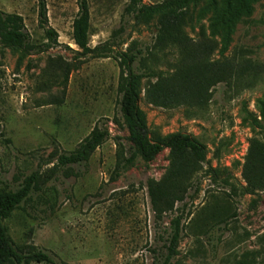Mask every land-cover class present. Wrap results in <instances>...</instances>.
<instances>
[{"label":"rangeland","instance_id":"obj_1","mask_svg":"<svg viewBox=\"0 0 264 264\" xmlns=\"http://www.w3.org/2000/svg\"><path fill=\"white\" fill-rule=\"evenodd\" d=\"M48 26L57 44L44 53L23 56L0 44V191H14L33 172L39 190L4 222L15 246L48 254L53 264H161L167 254L173 220L180 217V237L169 264H264V191L242 194V168L249 142L264 143L260 111L264 101V0L241 19L225 43L213 22L222 0H199L186 8L183 34L213 42L209 59L242 51L259 65L252 84L221 82L211 88L205 109L160 108L144 100L155 75L170 73L173 50L154 43L159 17L135 19L127 0H85L90 14L88 44L99 47L82 55L74 45L72 22L79 0H43ZM164 0H143L147 6ZM40 0H0V11L20 15L33 45L46 42L39 27ZM109 42L105 52L102 46ZM118 52L136 55L139 107L151 133H185L206 149L203 171L173 210L156 216L147 192L169 164L163 149L151 161L135 158L117 168L119 155L129 156V132L117 109ZM103 53V54H99ZM98 55V56H97ZM96 125L109 137L81 165L60 167L57 158L74 151ZM226 173L231 191L213 181L206 169ZM30 264H42L31 262Z\"/></svg>","mask_w":264,"mask_h":264},{"label":"trees","instance_id":"obj_2","mask_svg":"<svg viewBox=\"0 0 264 264\" xmlns=\"http://www.w3.org/2000/svg\"><path fill=\"white\" fill-rule=\"evenodd\" d=\"M199 0H164L162 3L147 6L143 0H127L126 12L135 19L159 17L157 35L154 43L159 51L173 50L177 61L172 65L170 73L155 75L153 82H148L144 89L146 103L160 107L192 106L205 109L211 97V88L221 82L252 84L261 70L239 51L221 59H209L214 51L212 41L206 38L194 40L183 34L186 8ZM213 5L215 0H209ZM258 0H222V9L217 14L213 32L221 30L225 43L241 19L250 17L253 5ZM90 14L87 2L79 0L78 12L72 22L71 39L82 52V55H94L99 47L90 48L88 44ZM39 27L43 30L46 42L33 45L25 30L20 15L0 11V44L12 52L23 56L37 55L48 51L57 44L58 35L48 26L46 9L43 0L38 6ZM109 42L100 52H105ZM103 54V53H99ZM98 56V55H97ZM136 55L118 52L119 77L117 83V109L128 132L131 146L129 156L119 155L117 168L130 165L141 157L145 162L151 161L163 149L169 153V164L164 176L159 181L149 180L146 187L152 211L156 216L173 210L176 202H183L190 189L198 193L196 176L203 171L206 160V149L198 141L185 133H171L160 136L151 133L146 125L145 115L139 107L140 82L153 75L135 73ZM260 115L264 123V101L261 103ZM109 137L104 125H96L79 143L78 147L67 155L57 158V165L69 167L86 163L92 153ZM213 181H220L234 191L236 187L229 181L226 173L219 175L216 170L206 169ZM245 185H240L242 194L258 195L264 191V143L258 139L249 142L245 162L242 168ZM39 190L38 173L27 176L14 191H0V264H30L31 262L53 264L52 258L39 250L18 249L13 243L4 222L32 192ZM180 217L173 220L174 228L168 239L167 254L161 264H169L180 237Z\"/></svg>","mask_w":264,"mask_h":264}]
</instances>
